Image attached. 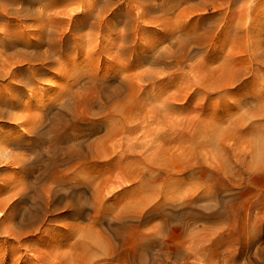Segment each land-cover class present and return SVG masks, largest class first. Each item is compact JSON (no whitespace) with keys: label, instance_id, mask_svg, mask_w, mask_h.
I'll return each mask as SVG.
<instances>
[{"label":"rangeland","instance_id":"rangeland-1","mask_svg":"<svg viewBox=\"0 0 264 264\" xmlns=\"http://www.w3.org/2000/svg\"><path fill=\"white\" fill-rule=\"evenodd\" d=\"M201 1L136 0V61L109 49L77 71L68 88L60 77L38 86L48 95L59 88L64 97L51 103L73 118L84 117L93 128L94 120L103 121L88 137L90 144L105 138L116 105L138 115L137 151L124 146L116 155L110 141L108 153L120 155L119 166L97 159L81 165L92 174L103 170L110 182L106 191L121 192L123 219L132 223L137 214L136 231H126L127 239L135 233L138 240L136 264H264V0ZM163 47L172 57L162 56ZM120 66L127 76L138 75L137 90L133 95L128 82L117 78L115 85L123 82L120 94L103 104L97 87ZM130 121L123 128L125 142ZM18 122H0V131L20 129ZM17 153L32 160L38 149L32 144ZM68 166L48 170L47 182L66 177ZM3 172L12 176L14 166ZM128 193L139 209H125L122 195ZM109 200L110 206L118 203ZM88 208L90 221L83 222L109 239L121 264L127 247L116 246L109 229L116 227L109 218L117 212L102 223L107 213Z\"/></svg>","mask_w":264,"mask_h":264},{"label":"bare ground","instance_id":"bare-ground-1","mask_svg":"<svg viewBox=\"0 0 264 264\" xmlns=\"http://www.w3.org/2000/svg\"><path fill=\"white\" fill-rule=\"evenodd\" d=\"M135 1L0 0V122L20 121V129L0 131V264H117L109 239L83 222L90 221V205L107 213L99 218L102 223L111 219L116 226H109L116 246L127 247L121 264L137 263L136 234L132 233L133 239L126 237L127 229L136 231L138 227L137 214L131 217L132 223L123 219L121 192L106 191L110 182L103 170L92 174L81 165L97 159L119 166L123 162L118 160L120 155L112 158L108 153L110 141H114L112 153L116 155L124 146L137 151L138 115H128L121 104L116 105L108 115L113 120L105 138L90 144L88 137L103 121L96 119L94 128L90 127L88 119L73 118L51 103L64 97L59 88L50 95L38 90L39 84L56 77L68 88L77 71L90 67L109 49H115L117 57L130 55L136 61L141 15L133 6ZM163 49L162 56L172 57L169 47ZM127 75L122 66L114 74H104L97 87L103 104L120 94L122 81L115 85L117 78L128 82L134 95L138 75ZM46 100L49 103L44 104ZM17 111L24 114L17 117ZM126 118L131 120V136L125 142ZM32 144L38 149L34 159L17 153ZM137 163L133 159L132 165ZM67 165L66 177L47 182L48 170L62 171ZM10 166L15 173L7 176L3 171ZM90 196L95 200L92 203ZM110 197L118 203L108 205ZM122 197L125 209H139L133 194ZM110 211L117 213L108 219Z\"/></svg>","mask_w":264,"mask_h":264}]
</instances>
